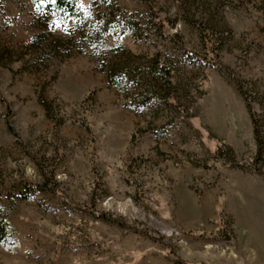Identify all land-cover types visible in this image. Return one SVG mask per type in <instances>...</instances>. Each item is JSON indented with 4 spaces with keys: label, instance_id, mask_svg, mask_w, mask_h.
<instances>
[{
    "label": "rangeland",
    "instance_id": "obj_1",
    "mask_svg": "<svg viewBox=\"0 0 264 264\" xmlns=\"http://www.w3.org/2000/svg\"><path fill=\"white\" fill-rule=\"evenodd\" d=\"M77 5L0 0V264H264V0Z\"/></svg>",
    "mask_w": 264,
    "mask_h": 264
},
{
    "label": "trees",
    "instance_id": "obj_2",
    "mask_svg": "<svg viewBox=\"0 0 264 264\" xmlns=\"http://www.w3.org/2000/svg\"><path fill=\"white\" fill-rule=\"evenodd\" d=\"M78 0H55V3L52 2V0H32V3L34 4V7L41 13H45L44 17L48 16H57L58 19L64 20L67 19L68 17H72L75 20H80L83 17L82 12L79 10L78 5H77ZM119 18L114 19L110 18L109 20L106 21L104 25H101L99 28H90L89 36L90 38L93 36L97 38V41L100 38L101 32L106 31L108 29H114L115 27H122L119 26ZM53 26V25H52ZM122 31H125V29H122ZM91 45L92 42H89ZM128 57L129 53H126L125 51H122L120 57ZM216 66V64H214ZM159 64L155 63L152 65V67H155L159 70H162V66L159 68ZM131 68L130 65H122L118 63H114L109 65L108 69L104 71L107 84L108 86H117L121 82V78H128L131 74ZM26 197V196H23ZM7 235V221L3 220L0 221V242L5 240V237Z\"/></svg>",
    "mask_w": 264,
    "mask_h": 264
},
{
    "label": "snow or ice",
    "instance_id": "obj_3",
    "mask_svg": "<svg viewBox=\"0 0 264 264\" xmlns=\"http://www.w3.org/2000/svg\"><path fill=\"white\" fill-rule=\"evenodd\" d=\"M42 2H43V0H42ZM52 2L55 3V0H52Z\"/></svg>",
    "mask_w": 264,
    "mask_h": 264
}]
</instances>
